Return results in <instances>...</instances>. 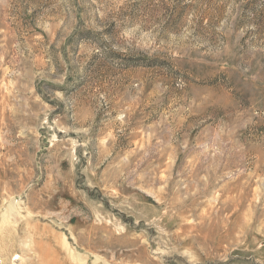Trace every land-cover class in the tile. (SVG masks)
Returning <instances> with one entry per match:
<instances>
[{"label": "rangeland", "instance_id": "1", "mask_svg": "<svg viewBox=\"0 0 264 264\" xmlns=\"http://www.w3.org/2000/svg\"><path fill=\"white\" fill-rule=\"evenodd\" d=\"M0 264H264V0H0Z\"/></svg>", "mask_w": 264, "mask_h": 264}]
</instances>
